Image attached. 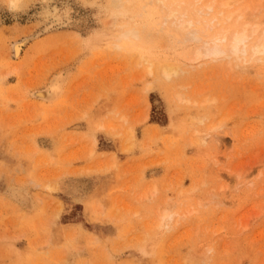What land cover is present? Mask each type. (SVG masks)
Here are the masks:
<instances>
[{
    "label": "rangeland",
    "instance_id": "rangeland-1",
    "mask_svg": "<svg viewBox=\"0 0 264 264\" xmlns=\"http://www.w3.org/2000/svg\"><path fill=\"white\" fill-rule=\"evenodd\" d=\"M48 2L70 19L43 32ZM109 2L0 0V264H264V58L192 64L153 8L137 53L84 48ZM67 65L60 99L32 97Z\"/></svg>",
    "mask_w": 264,
    "mask_h": 264
},
{
    "label": "bare ground",
    "instance_id": "bare-ground-1",
    "mask_svg": "<svg viewBox=\"0 0 264 264\" xmlns=\"http://www.w3.org/2000/svg\"><path fill=\"white\" fill-rule=\"evenodd\" d=\"M237 1L238 0H110V12L113 16L109 28L102 31L96 30L94 34L83 41V46L84 48L94 49L99 45H103V43L109 42L118 49L137 53L139 50L143 49L146 39L148 42L151 38L153 20L150 12L153 8V10L156 9L158 12V23L161 22V26L169 25L172 30L178 31L180 35H183L181 37H184L182 39H185V42L188 40L193 41L194 44L196 43L197 47L193 52L194 57L190 59L192 64L194 59L204 58L205 56L213 57V59L232 56L231 58L236 57V59H244L242 61L246 64L248 61L245 62V60L248 57L251 59H248L249 61L253 59L260 60L262 57L264 58V19H262L261 16L260 18L262 20L252 19L256 18L255 15L258 14L257 6L253 8V12L256 10V13L253 15L250 12L252 10H249L251 7H248L246 13H250L249 15L252 16L250 17L245 13L250 19L246 20L245 17L243 19L242 12L239 11L241 9L236 8L232 10L230 8ZM246 8L243 7L242 11H246ZM13 10H15V8ZM42 13L45 17L43 20L48 22L43 32L49 30L51 27L59 26V24L63 25L66 23L65 21H69L70 19L69 10L66 9L61 12L58 5L51 2L44 5ZM211 14L212 18L207 17ZM119 16H124L126 19L127 16H130L131 19H129L128 23L123 25V23L118 22ZM145 16L147 18L146 28L145 25H143V18ZM227 21L229 24L224 26L222 22ZM219 24L223 26L217 27ZM33 37V35L25 36L15 41L12 45L13 57L18 58L24 47ZM239 65H244V68L249 66V64L246 65L247 67L245 64ZM162 69L166 76H170L176 71L175 67L172 65H165ZM71 70L72 67L68 66L61 67L56 72H53L45 81L43 87L31 91L32 97L38 101H42V103H55L66 91ZM149 83L151 82H148L147 85H149ZM150 86L151 84L146 86L145 89ZM192 121L196 122V120ZM131 132L133 133V130H131ZM19 194L21 195L20 199L26 201L23 197L24 194ZM174 216L173 212H168L166 210L160 225L164 226L166 229L173 228L175 224Z\"/></svg>",
    "mask_w": 264,
    "mask_h": 264
}]
</instances>
